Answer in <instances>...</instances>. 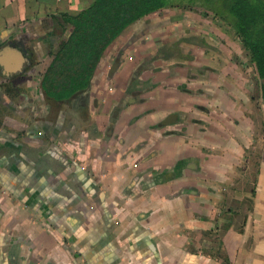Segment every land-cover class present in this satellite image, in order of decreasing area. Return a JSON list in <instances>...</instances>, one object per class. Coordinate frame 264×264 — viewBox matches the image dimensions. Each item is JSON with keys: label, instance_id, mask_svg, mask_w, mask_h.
Returning <instances> with one entry per match:
<instances>
[{"label": "crops", "instance_id": "obj_1", "mask_svg": "<svg viewBox=\"0 0 264 264\" xmlns=\"http://www.w3.org/2000/svg\"><path fill=\"white\" fill-rule=\"evenodd\" d=\"M94 1L0 0V264H264L259 78L222 45L198 51L201 72L145 73L134 98L132 61L110 82L109 59L162 46L173 26L144 38L174 9L125 31L89 89L53 99L42 82L67 17Z\"/></svg>", "mask_w": 264, "mask_h": 264}, {"label": "trees", "instance_id": "obj_2", "mask_svg": "<svg viewBox=\"0 0 264 264\" xmlns=\"http://www.w3.org/2000/svg\"><path fill=\"white\" fill-rule=\"evenodd\" d=\"M196 8L232 27L264 82V0H95L75 17L74 30L42 82L53 99L66 100L89 89L107 50L133 25L165 10ZM264 89V86H263Z\"/></svg>", "mask_w": 264, "mask_h": 264}, {"label": "rangeland", "instance_id": "obj_3", "mask_svg": "<svg viewBox=\"0 0 264 264\" xmlns=\"http://www.w3.org/2000/svg\"><path fill=\"white\" fill-rule=\"evenodd\" d=\"M174 10V9H171ZM161 19H158L155 21V24L152 25V28L155 29L153 32L149 33L148 36L150 39H152V34L155 35L159 33V30L164 27L173 26V30L167 34V30H163V32L166 34V38L162 40L161 43L162 46L159 44V48L155 53L160 52L161 55L165 56H172V61L167 63L166 59L164 58V63L162 67H157L158 71L165 69V70H176L178 68L176 64H185L187 63V60L189 58V46H187L185 42H183L186 38L192 39L197 38L199 39V43L201 48L205 49L206 55L208 53H215L219 52L218 50L225 49L227 50V53L231 55V57H234L235 59V53L237 54L236 61L238 62L237 67L241 70H243L245 73L253 72V76H257L255 67L250 63V59L246 58L245 53L246 51L241 48L242 44L239 42V40L236 38L235 32L232 27L228 26L226 23L222 22H215L213 21V17L211 14L206 13L204 9H196V8H181L177 9L175 13H173V16L171 18H168L160 15ZM178 24V25H174ZM175 26V27H174ZM150 26H148L147 29H149ZM165 29V28H164ZM189 31V32H188ZM188 32V33H187ZM145 39V38H144ZM154 39V38H153ZM224 39V40H223ZM158 40V39H157ZM161 41V38H159ZM226 42H231L226 44ZM233 42V43H232ZM215 43V44H213ZM231 44V46H230ZM126 45V44H125ZM129 45H127L125 48L121 50L128 49ZM166 47V48H163ZM163 48V49H162ZM128 53L131 52L130 50H127L122 53L125 54V56L128 55ZM204 53L202 52V55ZM226 54V56H228ZM115 58L113 56L110 60V68L118 65L117 71L122 70L125 68V63L121 61H112L111 60ZM127 58V57H126ZM123 59H125L123 57ZM129 59V58H127ZM161 59L155 61V63H160ZM180 67V66H179ZM250 74V73H249ZM113 80V78L110 80V82ZM109 82V83H110ZM262 84V87L264 86V82L260 79L257 80V85L260 87ZM177 118V114H171L169 115L164 121V124H167V122L175 121Z\"/></svg>", "mask_w": 264, "mask_h": 264}, {"label": "flooded vegetation", "instance_id": "obj_4", "mask_svg": "<svg viewBox=\"0 0 264 264\" xmlns=\"http://www.w3.org/2000/svg\"><path fill=\"white\" fill-rule=\"evenodd\" d=\"M147 40H150V39H148V37L146 36L145 41H147ZM199 41L200 40L197 38H192V39L186 38L183 41V42L187 43L186 44L187 46H189V52H188L189 58L187 60L186 65L183 63H181V64L178 63V64H176V66L178 67V68H176V70H170L169 69V74H170L169 76L170 77L178 78L179 75L182 76L184 73L186 76H188L193 72H201L200 68H196V67L192 68L189 65L190 62L195 61L198 57H199V59H201V57L199 56V53H198L199 50L205 51V49L201 48ZM145 44H146V42H145ZM163 48H166V47H163ZM195 49H196V51H195ZM127 50L128 49L121 50V52L119 54L120 56H119L118 62L120 61V59H123V57H124L125 59L129 58V60L132 61V64L134 65V68L131 69L132 77H131L130 81L127 82V84H126V89L127 90L129 89L132 92L131 96L134 98V96H137L139 93H146L147 92L148 87H147L146 81L142 80L141 77L147 72L155 73L158 71L157 67L155 66V61H157L159 59L164 60V58H165L166 61H168L170 63L172 61V56L166 55V57H165V56L161 55L160 52L155 53L157 51V49H155L156 51L153 50L151 52L148 51L146 53L138 52L134 57L128 56V55L125 56V54L122 55V53L127 51ZM117 68H118V65L112 67L111 73H110V78H112L114 76V73L117 72ZM179 70L184 71V73L181 74L179 72ZM124 104H125V101L121 102L120 106L122 108H126L128 106V104H127V106ZM177 121H179L178 116H177L175 121L167 122V124H165V125H171ZM160 126H163V125H160Z\"/></svg>", "mask_w": 264, "mask_h": 264}]
</instances>
